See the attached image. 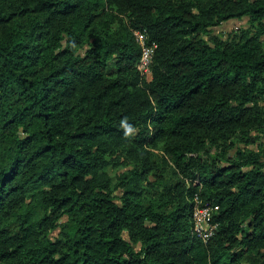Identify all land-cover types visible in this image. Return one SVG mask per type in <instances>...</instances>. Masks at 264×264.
I'll return each mask as SVG.
<instances>
[{"label": "trees", "instance_id": "1", "mask_svg": "<svg viewBox=\"0 0 264 264\" xmlns=\"http://www.w3.org/2000/svg\"><path fill=\"white\" fill-rule=\"evenodd\" d=\"M0 264H264V0H0Z\"/></svg>", "mask_w": 264, "mask_h": 264}, {"label": "built area", "instance_id": "2", "mask_svg": "<svg viewBox=\"0 0 264 264\" xmlns=\"http://www.w3.org/2000/svg\"><path fill=\"white\" fill-rule=\"evenodd\" d=\"M135 36L142 46L139 69L144 74L150 75V67L157 46L156 44L147 45V38L144 34L136 32ZM195 202L196 206L193 213L194 232L200 240L207 242L217 231L218 225L213 223V220L214 215L219 211V207L210 204L202 205L199 197H196Z\"/></svg>", "mask_w": 264, "mask_h": 264}, {"label": "rangeland", "instance_id": "3", "mask_svg": "<svg viewBox=\"0 0 264 264\" xmlns=\"http://www.w3.org/2000/svg\"><path fill=\"white\" fill-rule=\"evenodd\" d=\"M248 24V20H232L227 23H225L223 26L216 28L214 30V34L217 36H221L223 38H227L229 34L236 32L239 29L246 28ZM124 171V169H115L111 170L109 169V173L114 179V182H116L115 178L117 175L121 174Z\"/></svg>", "mask_w": 264, "mask_h": 264}]
</instances>
